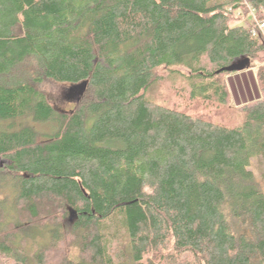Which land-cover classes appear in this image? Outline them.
<instances>
[{
  "label": "trees",
  "instance_id": "trees-1",
  "mask_svg": "<svg viewBox=\"0 0 264 264\" xmlns=\"http://www.w3.org/2000/svg\"><path fill=\"white\" fill-rule=\"evenodd\" d=\"M253 15L264 0H0V264H264ZM45 80L86 84L73 113Z\"/></svg>",
  "mask_w": 264,
  "mask_h": 264
},
{
  "label": "rangeland",
  "instance_id": "rangeland-1",
  "mask_svg": "<svg viewBox=\"0 0 264 264\" xmlns=\"http://www.w3.org/2000/svg\"><path fill=\"white\" fill-rule=\"evenodd\" d=\"M250 14V10H246L245 14ZM251 18L248 19V23H250ZM257 65L252 63L251 70L256 72ZM164 70L162 69V73L164 74ZM183 72L187 73L183 70ZM86 89V84H68V83H57L52 80H45L39 86L38 90L42 92L46 97L50 105L61 113L71 114L78 106L81 98L84 95ZM175 91L172 90L170 81L162 82L158 89L157 95L155 96V100L157 103H167L170 106L176 104L175 101ZM239 99L243 101V98ZM238 100H236L237 102ZM236 108L235 105H233ZM46 127H40V130L45 129ZM9 162L6 159L0 158V166L1 168L6 167ZM261 160L259 158L252 159V164L250 166V170L255 174L256 181L259 184L261 190L264 193V179H263V166ZM36 242L44 243L47 240V236L41 232L38 235H35ZM57 257V253L55 255ZM53 258V256H52Z\"/></svg>",
  "mask_w": 264,
  "mask_h": 264
},
{
  "label": "water",
  "instance_id": "water-1",
  "mask_svg": "<svg viewBox=\"0 0 264 264\" xmlns=\"http://www.w3.org/2000/svg\"><path fill=\"white\" fill-rule=\"evenodd\" d=\"M251 66L252 64H251L250 59H243L237 63L232 64L231 66L223 70L230 72V73H241V72L247 71L249 68H251Z\"/></svg>",
  "mask_w": 264,
  "mask_h": 264
},
{
  "label": "built area",
  "instance_id": "built-area-1",
  "mask_svg": "<svg viewBox=\"0 0 264 264\" xmlns=\"http://www.w3.org/2000/svg\"><path fill=\"white\" fill-rule=\"evenodd\" d=\"M253 19L254 25L248 28L249 33L253 37L264 36V20H259V18L254 15Z\"/></svg>",
  "mask_w": 264,
  "mask_h": 264
}]
</instances>
